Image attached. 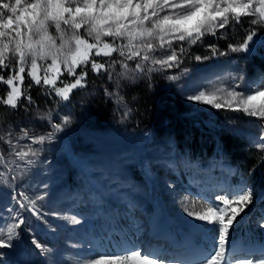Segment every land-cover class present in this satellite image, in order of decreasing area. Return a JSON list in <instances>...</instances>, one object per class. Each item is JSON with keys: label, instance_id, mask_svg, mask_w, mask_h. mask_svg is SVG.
<instances>
[{"label": "snow or ice", "instance_id": "1", "mask_svg": "<svg viewBox=\"0 0 264 264\" xmlns=\"http://www.w3.org/2000/svg\"><path fill=\"white\" fill-rule=\"evenodd\" d=\"M244 18L249 19L241 42L229 43L227 51L209 44V55L194 57L198 63L229 52L251 53L264 30V0H0V84L6 86L0 107L28 111L35 105L33 87L67 102L74 90L87 87L89 69L98 76L106 74L111 81L117 65L123 69L119 75L132 80L179 68L187 48L202 43L207 35L217 37L230 25L242 26ZM218 38L225 39L226 35L220 32ZM129 62H134V67ZM65 75L74 79L66 80ZM166 78L181 79L177 75ZM229 78L233 83L225 85L221 81L202 87L186 99L264 121V76L257 87L243 85L244 90L243 74L230 73ZM105 94L123 103L117 93L105 89ZM128 115L124 113L125 118ZM35 119L48 123L52 131L37 136L21 128L15 142L11 130L0 135V141L8 147L7 155L0 151V200H7L0 210V257L7 254L2 250L18 247L14 242L20 241V231L28 225L25 212L42 231H56L49 216L73 226L82 223L76 215L61 217L45 212L40 202L47 197L46 192L31 197L17 187L35 167L45 142H51L56 133L72 123L69 116L54 122L50 110ZM24 140L30 142L22 144ZM254 146L264 151V133ZM214 201L201 205V211L194 210L196 202L182 204L185 214L198 222L192 227L204 232L206 245L188 259H166L155 247L133 242L99 251L84 264H264V243L257 246L249 242L247 255H234L237 241L232 231L238 218L254 203V189L244 185L237 191L215 195ZM258 226L264 229V217ZM27 230L33 232L30 243L38 255L51 251L34 229ZM239 243L244 245L243 240Z\"/></svg>", "mask_w": 264, "mask_h": 264}, {"label": "rangeland", "instance_id": "2", "mask_svg": "<svg viewBox=\"0 0 264 264\" xmlns=\"http://www.w3.org/2000/svg\"><path fill=\"white\" fill-rule=\"evenodd\" d=\"M244 19L247 23L249 18ZM227 28L220 30L226 35L224 40L228 44H238L234 41L236 39H228ZM260 32L253 51L264 41V30ZM209 44L203 39L202 43L187 48L179 68L140 75L135 80L120 76L123 69L117 65L113 71L116 88L140 79L153 80L151 84L169 87L181 95L191 117L198 120L197 125L210 138L217 131H229L231 136L241 137L249 145H254L264 133V121L242 112L218 111L186 99L187 95L202 87L221 81L225 85L233 83L230 73L243 74L241 90H244L243 85L257 87L260 77L264 76L263 71L251 65L250 53L229 52L203 63L196 62L195 56L210 54ZM216 45L221 51H227V44ZM129 66L134 67V62H129ZM184 69H188L187 74ZM168 75H177L181 79L169 81ZM76 107L75 113L71 104H55L52 110H36L31 118L19 124L9 119L0 123V135L11 130L15 142L21 128H27L30 135L37 136L52 131L48 123L35 119L37 115L50 110L57 123L60 117L71 118L70 126L56 133L51 142H45L35 167L26 180L18 182L17 187L31 197L46 192L47 197L40 202L45 212H56L61 217L76 215L82 219L81 225L73 226L63 219L49 216L56 231L48 232L42 231L34 218L25 212L23 215L28 218V225L21 229L20 241L14 242L18 247L2 250L7 254L0 257V264H84L99 251L114 250L117 245L133 242L141 244L146 235L154 234L162 235L158 250H165L166 244L171 243L180 245L183 253L190 254L205 247L204 232L192 227L198 222L185 214L182 204L196 202L194 210L201 211V205L215 202V195L237 191L245 183L241 178L232 177L236 168L233 170L217 157L210 160L212 169L205 174L197 169L199 160L188 157L191 154L189 144L173 139L166 130L158 135L131 124H109L105 129H98L89 123L84 100H80ZM29 142L21 141L22 144ZM0 151L7 155L8 147L2 141ZM188 160L196 163H187ZM258 195L259 190H254V199ZM6 203V199L0 200V210ZM248 211L238 218L239 222L232 231L237 249L248 247L249 242L257 246L264 243V229L258 226L264 216H256L251 221L248 214L251 211ZM28 227L34 229V234L51 249L49 253L37 254L30 243L33 232L28 231ZM241 240L243 246L239 243ZM153 243L160 244L158 241Z\"/></svg>", "mask_w": 264, "mask_h": 264}, {"label": "trees", "instance_id": "3", "mask_svg": "<svg viewBox=\"0 0 264 264\" xmlns=\"http://www.w3.org/2000/svg\"><path fill=\"white\" fill-rule=\"evenodd\" d=\"M247 27L245 21L242 22V26L235 24L228 26V39L234 38L236 39L234 41L241 42L244 29ZM218 37L219 33L217 37L207 35L204 39L210 44L228 45L227 41ZM250 57L251 65L257 67L260 72L264 71V45H258L250 53ZM3 74L6 76L7 72ZM64 79L74 78L65 75ZM152 81L140 79L117 89L114 74L110 81L106 74L101 73L98 76L89 69L87 87L74 90L69 101L63 102L55 96H46L41 89L33 87L31 95L35 105L28 111L21 107L15 112L0 107V123L9 119L19 124L31 118L36 110L46 108L52 110L55 104H71V108L76 113V104L84 100L88 109L89 123L98 129H105L109 124L128 126L131 124L137 129L149 130L158 135L159 132L166 130L173 139H178L179 142L183 140L185 144H189L191 154L188 157L191 160H199L205 164L213 157L223 158L224 161L237 167L238 172L246 177L254 190L264 189V151L258 150L252 144L249 145L241 137L231 136L229 131H217L216 134H211L210 138L201 126L197 125L198 120L191 117L190 110L181 95L169 87L151 84ZM105 89L123 97V103H118L114 97L107 96ZM5 91L6 86L0 84V96L4 95ZM125 112H129L127 118L124 117ZM258 207L264 210V199L258 202L256 211Z\"/></svg>", "mask_w": 264, "mask_h": 264}, {"label": "bare ground", "instance_id": "4", "mask_svg": "<svg viewBox=\"0 0 264 264\" xmlns=\"http://www.w3.org/2000/svg\"><path fill=\"white\" fill-rule=\"evenodd\" d=\"M147 239H150V241H147ZM147 239L144 238V240L141 244L144 246H149V245L152 246V245H154L153 242H157V240H159V237L149 236ZM183 252L184 251H182L178 246L171 243V244H167L166 250H163L161 253L163 254V256L169 255V257L174 256V258H179V259H188L197 253V252H193L190 254V253H183ZM241 252H247V250H245V251L240 250V252H238V253H241Z\"/></svg>", "mask_w": 264, "mask_h": 264}]
</instances>
